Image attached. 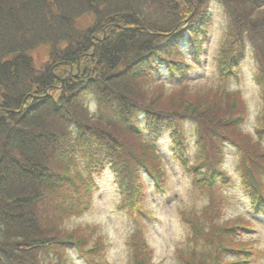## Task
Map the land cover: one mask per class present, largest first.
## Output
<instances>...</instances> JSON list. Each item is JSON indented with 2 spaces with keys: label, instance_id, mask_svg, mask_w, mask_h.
Instances as JSON below:
<instances>
[{
  "label": "trees",
  "instance_id": "trees-1",
  "mask_svg": "<svg viewBox=\"0 0 264 264\" xmlns=\"http://www.w3.org/2000/svg\"><path fill=\"white\" fill-rule=\"evenodd\" d=\"M218 1L227 27L214 77L198 85L187 77L203 56L211 0H0V264H73L70 246L89 264H109L96 228L65 223L90 208L104 169L118 184V208L130 213L144 177L162 192L156 142L164 131L193 187L208 194L199 211L181 212L187 235L176 264L254 260L258 238L243 232L252 218L264 222V4ZM246 43L261 100L255 133L241 127V90L228 87ZM39 48L47 58L37 65ZM162 67L180 78L172 88L155 79ZM181 119L195 122L191 159ZM227 145L238 153L250 217L222 216ZM128 246L129 264H152L138 230Z\"/></svg>",
  "mask_w": 264,
  "mask_h": 264
},
{
  "label": "rangeland",
  "instance_id": "rangeland-1",
  "mask_svg": "<svg viewBox=\"0 0 264 264\" xmlns=\"http://www.w3.org/2000/svg\"><path fill=\"white\" fill-rule=\"evenodd\" d=\"M264 4V0H259ZM211 25L208 30L207 41L203 44V56L198 65L192 67L187 80L191 84L206 82L214 77L215 70L212 64L213 56L218 52L224 39L227 27V17L223 5L218 0H211ZM182 52L187 53L186 41L179 44ZM245 55L235 69L238 78L228 81L230 89L239 88L242 97L246 101L247 116L241 127L248 132L255 133L257 115L260 112L261 100L259 98L258 85L255 81L256 58L253 48L245 44ZM37 65L47 58L44 49L39 48L32 53ZM155 78V77H154ZM157 80L164 82L172 88L180 78L171 77L169 73L160 68ZM199 85V84H198ZM182 130L185 133V156L188 159L195 155L194 139L196 138L195 122L191 119H181ZM159 154L162 158L163 171L161 178L162 192L155 191L150 178L144 175V193L139 201L142 212L130 213L127 207L120 205V193L115 176L111 169H104L95 176L97 189L92 194L91 206L78 216L68 219L67 227L90 226L96 228L107 243L104 257L109 264H129L130 250L128 240L132 232L138 230L141 238L147 244V254L151 255L152 264H176L175 249L182 247L187 235L185 224L181 218L182 211H199L208 203V194L193 187L191 175L184 170L177 157L173 154L171 138L168 131H164L156 142ZM225 155L222 158V168L231 177L228 186L221 187L223 195L227 199L222 212L223 218L238 215L250 217L248 198L241 187L238 166V153L231 145L224 148ZM252 218V217H251ZM254 220V231L245 235L258 238L255 247L254 260L250 264H264V222ZM68 257L73 264H89L78 252L69 247Z\"/></svg>",
  "mask_w": 264,
  "mask_h": 264
}]
</instances>
